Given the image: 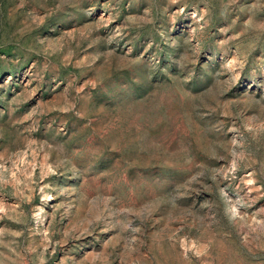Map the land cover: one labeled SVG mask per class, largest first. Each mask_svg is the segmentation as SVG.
<instances>
[{"label": "rangeland", "instance_id": "1", "mask_svg": "<svg viewBox=\"0 0 264 264\" xmlns=\"http://www.w3.org/2000/svg\"><path fill=\"white\" fill-rule=\"evenodd\" d=\"M0 264H264V0H0Z\"/></svg>", "mask_w": 264, "mask_h": 264}]
</instances>
